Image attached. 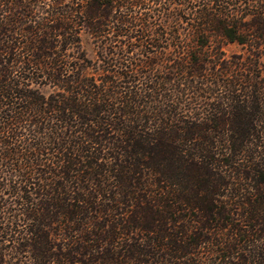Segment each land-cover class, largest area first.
Listing matches in <instances>:
<instances>
[{
	"label": "trees",
	"instance_id": "16d2710c",
	"mask_svg": "<svg viewBox=\"0 0 264 264\" xmlns=\"http://www.w3.org/2000/svg\"><path fill=\"white\" fill-rule=\"evenodd\" d=\"M0 264H264V0H0Z\"/></svg>",
	"mask_w": 264,
	"mask_h": 264
},
{
	"label": "rangeland",
	"instance_id": "374dc122",
	"mask_svg": "<svg viewBox=\"0 0 264 264\" xmlns=\"http://www.w3.org/2000/svg\"><path fill=\"white\" fill-rule=\"evenodd\" d=\"M85 45H86V48H87V50H88L90 56L92 57V56H93V50H92V46H91L90 42H87V41H86V44H85ZM225 51H226L228 54H231V53H235V52L239 51V48H238L237 46H233V45H231V46H227V47L225 48Z\"/></svg>",
	"mask_w": 264,
	"mask_h": 264
}]
</instances>
